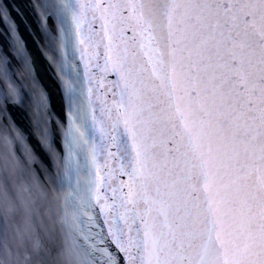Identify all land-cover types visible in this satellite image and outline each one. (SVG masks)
<instances>
[{
    "label": "snow or ice",
    "instance_id": "6c2138e0",
    "mask_svg": "<svg viewBox=\"0 0 264 264\" xmlns=\"http://www.w3.org/2000/svg\"><path fill=\"white\" fill-rule=\"evenodd\" d=\"M48 8L62 25L71 21L76 79L65 119H73L37 121L52 164L38 171L4 115L17 91L4 61L0 264H101L111 248L110 264H264V0H50ZM109 74L120 91L111 105ZM85 149L91 201L53 219L49 182L72 178ZM116 173L127 177L119 186ZM9 230L22 253L5 240Z\"/></svg>",
    "mask_w": 264,
    "mask_h": 264
},
{
    "label": "water",
    "instance_id": "95a60500",
    "mask_svg": "<svg viewBox=\"0 0 264 264\" xmlns=\"http://www.w3.org/2000/svg\"><path fill=\"white\" fill-rule=\"evenodd\" d=\"M49 2L50 0H0V73L4 70V61L7 60L8 68L14 74L17 84V91L4 115L8 117L7 122L23 134L25 142L34 150L38 171L39 169L51 171L52 164L48 154L40 145V129L37 127V121L47 119L50 126L53 121L71 123L73 119L71 114L65 119L67 111L65 96L71 99L72 80L76 79L75 74L70 73L71 59L75 56L71 21L69 19L67 24L62 25L60 23L62 14L50 11ZM86 2L91 3L92 0ZM45 13H48L47 16ZM49 25L54 31L49 30ZM65 30H67V38H65ZM102 63L101 58L100 64ZM81 69L87 71L83 69V65ZM95 75L99 77V70ZM115 80V75L111 74L105 80L109 105L114 102V94L115 99L119 100V89L113 92L112 85ZM76 83L79 81L76 80ZM79 122L86 135L91 138L94 135L91 121L86 115H80ZM56 143L59 146L58 135ZM92 172L85 149L79 169L72 178H62L61 183L57 184L49 182L46 209L51 212L53 219L58 217L71 219L90 203ZM43 177L42 172L41 178ZM101 177L105 181L108 180L107 173L102 172ZM112 179L116 181L114 186H119V181H126L127 177H121L116 173ZM25 195L31 194L26 192ZM5 240L12 244L15 250L23 252L22 242L12 230H9ZM112 251L116 250L108 249L100 256L101 264L106 262L110 264ZM32 264H40V262L34 260Z\"/></svg>",
    "mask_w": 264,
    "mask_h": 264
}]
</instances>
